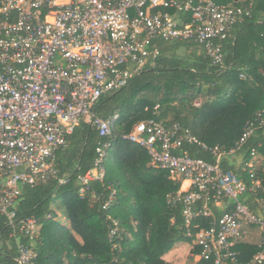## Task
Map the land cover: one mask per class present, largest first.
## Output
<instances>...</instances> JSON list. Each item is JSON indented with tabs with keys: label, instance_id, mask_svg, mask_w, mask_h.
<instances>
[{
	"label": "built area",
	"instance_id": "2783aa9c",
	"mask_svg": "<svg viewBox=\"0 0 264 264\" xmlns=\"http://www.w3.org/2000/svg\"><path fill=\"white\" fill-rule=\"evenodd\" d=\"M162 7L189 13L190 19L182 22ZM248 13L247 6L215 0H0V214L16 240L17 264H35L31 244L18 241V236L31 241L41 227L32 215L17 217L21 187L49 178L65 181L57 177L56 150L82 119L92 121L101 136L112 133L118 114L102 119L92 113L91 106L102 94L125 85L158 54L157 47L149 46L151 40L194 41L213 64H221L219 40ZM258 125L263 126L264 120L248 123L233 147L211 148L213 163L175 152L184 142H198L188 128L167 129L149 119L135 122L120 135L121 140L147 150L151 167L167 169L171 178H180L179 189L168 194L167 201L182 204L187 236L192 235L189 226L198 214L210 213L207 200L224 206L231 202V209L217 221L194 233L188 250L190 264L210 257L215 264L235 261L237 252L232 247L242 238L245 224L256 225L262 232L252 262L264 258V214L256 215L243 202L245 193L264 190L254 177L257 149H251L246 163L251 185L219 166L223 157L236 154ZM106 147V142L98 144L92 167L78 176L79 194L89 182L103 181ZM108 188L104 208L115 197V188ZM199 199L204 203L196 209ZM258 203L264 212V195ZM108 234L110 238L117 235L115 220Z\"/></svg>",
	"mask_w": 264,
	"mask_h": 264
},
{
	"label": "trees",
	"instance_id": "16d2710c",
	"mask_svg": "<svg viewBox=\"0 0 264 264\" xmlns=\"http://www.w3.org/2000/svg\"><path fill=\"white\" fill-rule=\"evenodd\" d=\"M215 1L247 6L249 11L219 40L221 64H213L194 41L152 39L149 46L157 47L158 54L125 85L102 94L91 106L92 113L102 119L118 114L112 133L101 136L92 121L82 119L56 150L57 177L65 181L49 178L21 187L17 217L32 215L41 226L31 241L18 236V241L31 244L35 264H173L164 258L173 245L190 247L195 232L231 209V202L217 205L210 198L206 201L210 213L198 214L189 226L192 235L187 236L182 204L167 201V195L179 189L180 178H171L167 169L151 167L144 147L120 139L140 120L152 119L167 129L177 125L188 128L198 142H184L175 152L213 163L211 148L235 146L248 123L264 120V0ZM160 9L182 22L190 19L189 13ZM100 142L107 143L104 179L89 182L79 194L78 176L92 167ZM252 148L257 149L254 177L264 187V125H258L236 154L223 157L219 166L251 185L246 163ZM108 186L115 188V197L104 208ZM263 195L260 189L243 195V202L258 216L264 214L258 203ZM203 203L197 200L196 209ZM59 208L63 221L56 217ZM112 220L117 222V235L110 238ZM10 230L0 214V264H17L16 240ZM232 248L236 260L220 264H264V258L252 262L259 244L240 238ZM198 251L196 246L194 252ZM198 262L215 264L212 257Z\"/></svg>",
	"mask_w": 264,
	"mask_h": 264
},
{
	"label": "crops",
	"instance_id": "0c3cea01",
	"mask_svg": "<svg viewBox=\"0 0 264 264\" xmlns=\"http://www.w3.org/2000/svg\"><path fill=\"white\" fill-rule=\"evenodd\" d=\"M261 233H262L261 230L256 225L245 224L243 227L242 241L249 243V244L258 245V244H260V241H261V237H262ZM179 244L180 243L173 245L172 248L166 252V254L164 255V258L173 264H186V260L184 262H182V261H179L178 257H171L172 252L173 253L176 252V250H177L176 247ZM188 250H189V247H188ZM186 259H188V261L190 260V262H188V264L192 262V257H189Z\"/></svg>",
	"mask_w": 264,
	"mask_h": 264
},
{
	"label": "rangeland",
	"instance_id": "374dc122",
	"mask_svg": "<svg viewBox=\"0 0 264 264\" xmlns=\"http://www.w3.org/2000/svg\"><path fill=\"white\" fill-rule=\"evenodd\" d=\"M56 217H58V219L63 221L64 216H63V210L61 208L56 209ZM64 222H67V221L64 220ZM188 247H189V245H187L186 243H180L176 247V249H177L176 252L175 253L172 252L171 257H178L179 261H182V262H184L186 260V264H188V262H190V260L188 261V259H186V258L190 257L188 254Z\"/></svg>",
	"mask_w": 264,
	"mask_h": 264
}]
</instances>
